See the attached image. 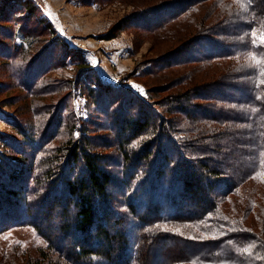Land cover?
Here are the masks:
<instances>
[{
  "label": "trees",
  "instance_id": "obj_1",
  "mask_svg": "<svg viewBox=\"0 0 264 264\" xmlns=\"http://www.w3.org/2000/svg\"><path fill=\"white\" fill-rule=\"evenodd\" d=\"M125 1L154 21L147 31L167 42L157 62L175 81L158 78L142 96L95 79L85 92L98 108L106 95L121 103L107 120L112 136L82 124L75 139L78 126L62 132L61 122L54 155L37 159L44 133L18 122L21 138L0 152V229L23 216L45 237L21 264H264V0ZM5 12L32 19L39 8L0 0V21ZM50 88L33 92L61 89ZM162 90L167 117L153 103Z\"/></svg>",
  "mask_w": 264,
  "mask_h": 264
},
{
  "label": "rangeland",
  "instance_id": "obj_2",
  "mask_svg": "<svg viewBox=\"0 0 264 264\" xmlns=\"http://www.w3.org/2000/svg\"><path fill=\"white\" fill-rule=\"evenodd\" d=\"M32 1L39 8L32 19L30 15L21 16L20 12L12 15L5 12L4 17L8 18L0 21L3 31L0 37L5 41L0 42L3 44L0 46V152L7 151L6 146L11 139L21 138L16 128L18 122L25 128L30 124L37 126L40 129V133H35L37 136L44 133L37 159L41 155L46 157L57 153V145L62 141L58 139V124L61 122L62 132L67 126L65 122L73 121L78 126V130L73 132L75 139L84 132L82 124L87 126L88 133L100 135L103 140L110 139L106 136H112L105 129L107 120L114 110L120 109L121 103L117 96L108 99L109 95H106L98 108L85 92L87 85L96 89L95 79L122 89H132L142 96L148 95L152 84L160 81L158 78L162 83L175 81L177 74L167 61L164 60L163 64L157 62L167 42L147 31L155 24L154 21L145 24L139 17L133 16L134 6L130 1ZM152 15L153 12L144 14L149 19L154 17ZM20 23L22 26H19ZM10 32H14V41L12 37L8 38L12 35ZM21 32H32V37L28 39ZM60 42L66 44V51ZM19 43L24 48L20 54L14 49ZM23 51L26 52L22 55ZM69 54H73L72 57ZM20 55L29 59L26 61L24 58L22 65H13ZM158 65L161 66L156 71H149ZM84 66L89 67V72H94V77L89 78L84 74ZM30 72L32 79L28 82ZM40 85L61 89L43 95L37 94L38 91L33 92V88ZM168 93L162 90L160 93L154 92L152 96L155 107L164 117L168 115L163 107L171 105L167 100ZM163 99L168 104H159ZM67 103H71L72 107ZM115 103H118L116 109L112 108ZM102 105L107 108L108 115L103 112ZM60 110L63 111L61 115ZM26 131L29 132L28 129ZM102 149L107 157L120 158L116 156L115 146ZM113 169L117 171L118 168ZM21 217L19 222L29 221ZM44 220L42 218L40 221ZM19 222L15 224L9 221L5 228L0 229V264H21L31 252L43 249L47 243L36 228Z\"/></svg>",
  "mask_w": 264,
  "mask_h": 264
}]
</instances>
